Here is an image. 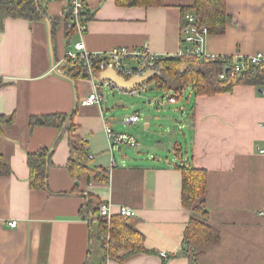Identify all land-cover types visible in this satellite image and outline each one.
<instances>
[{"label":"crops","instance_id":"obj_1","mask_svg":"<svg viewBox=\"0 0 264 264\" xmlns=\"http://www.w3.org/2000/svg\"><path fill=\"white\" fill-rule=\"evenodd\" d=\"M192 2L124 7L115 0H85V32L70 35L69 0L42 1L48 15L59 21L54 29L48 18H12L0 7V113L16 115L15 124L4 126L0 135L1 153L11 167V174L0 176V264H264V89L237 85L212 96L194 93L185 124L175 130L185 126L191 134L186 138L184 133L189 146L184 153L171 125L149 130L151 115L144 119L146 140L138 138V131H125L121 125H131L123 122L128 115L109 118L106 112L120 103L111 106L101 90V103L84 106L94 84L86 78L74 82L62 72L66 52L79 41L91 52L127 46L147 47L162 56L178 53L183 46L181 7ZM226 9L230 20L225 33H209L204 52L264 54V0H226ZM155 102L167 103L163 98ZM187 110L182 109V116ZM74 111L77 133L87 141V154L93 156L89 165L99 178L71 176L63 130L29 129L30 116ZM107 125L134 136L139 147L113 144ZM53 146L49 190L31 189L27 154ZM183 164L207 170V220L220 232L217 243L194 250L202 252L197 259L183 250L191 216L182 203ZM88 195L101 202L91 221L79 216ZM101 205H109L111 218L121 207L133 213L128 220L144 237V251L122 262L104 259L97 238Z\"/></svg>","mask_w":264,"mask_h":264},{"label":"trees","instance_id":"obj_2","mask_svg":"<svg viewBox=\"0 0 264 264\" xmlns=\"http://www.w3.org/2000/svg\"><path fill=\"white\" fill-rule=\"evenodd\" d=\"M43 0H0L4 14L12 18H24L29 21L50 19L52 27L58 24V19L51 18L47 9L42 6ZM116 4L124 7H152L162 5V0H115ZM182 9V28L188 26L186 14L194 11L197 25L206 26L210 34H223L226 31L230 16L227 14L226 0H193ZM69 11V6H68ZM68 13L66 16V20ZM86 20V19H85ZM75 30H70L69 35ZM223 57V58H222ZM234 56L219 55L215 60L198 58L195 55L164 56L156 63L158 76L155 84L166 91H173L174 96H181L187 88L195 95L212 96L218 93L232 92L237 85H253L264 89V61L258 65L248 63L245 70L236 72L229 69L225 78L219 74L226 65L232 66ZM182 64H185L184 66ZM63 74L76 82L84 69L79 64L67 63L63 66ZM4 85L0 81V86ZM76 111L71 114L55 113L29 117V129L36 126L56 127L68 134L70 156L67 167L71 176L77 180L83 177L99 178L89 165L87 141L77 133L78 125L74 122ZM16 122L15 113L7 115L0 113V135L4 126ZM52 148H41L27 154L29 167V185L31 189L49 190L48 169L53 154ZM182 172V203L191 211V216L184 234L183 250L190 257L199 258L202 252L195 253L196 248H204L220 240V232L208 223L206 194L208 190L207 170L190 165H181ZM11 174L0 150V176ZM104 179V177H102ZM77 186V184H76ZM76 191V188L73 192ZM87 203L79 210V216L91 221L96 217L101 202L95 195L87 196ZM129 216L121 213L113 215L110 221L99 217L98 240L104 250V259H117L122 262L125 257L139 251H144V237L134 230L128 220Z\"/></svg>","mask_w":264,"mask_h":264},{"label":"built area","instance_id":"obj_3","mask_svg":"<svg viewBox=\"0 0 264 264\" xmlns=\"http://www.w3.org/2000/svg\"><path fill=\"white\" fill-rule=\"evenodd\" d=\"M69 11H68V21L67 26L70 30H76L80 34H84L86 29V23L83 20V11L86 6L85 0H69ZM186 19L188 21V26L182 29L183 36L182 42L183 46L181 50L171 55L173 57L180 58L182 56L195 55L198 58H204L207 60H215L218 56L206 54L203 50V43L205 37L209 34L208 28L204 25H197V20L195 15L191 13L186 14ZM162 55L152 52L147 47H127V46H115L111 49L105 51L91 52L85 47L83 41H79L74 45L72 50H68L65 55V62L72 64H79L84 72L79 78H86L90 80L95 89L91 92L83 101L84 106H89L93 104H99L102 101V94L99 92L104 86L114 88L115 85L110 80H100V73L107 68L114 69L117 73L124 76L126 79L132 76H140L147 73L149 70H155L156 63L160 60ZM223 58V57H222ZM128 61H136L135 66H129L126 63ZM264 61V54L257 52L250 56H245L237 53L234 55V62L232 66L226 65L223 71L219 74L221 78H225L228 74L229 69L233 68L236 72L245 70L248 63L255 65L260 64ZM59 65V64H58ZM55 65V68H58ZM183 66L185 64H182ZM154 77L153 80H155ZM147 85V84H146ZM146 85L135 87L131 90H126L130 94H134L136 90L145 88ZM177 96H171L169 102H175ZM140 120V116L135 113L132 115L125 116L123 122L126 124H134ZM105 131L108 138L113 144H123L133 148L139 147L138 140L127 133L115 132L110 126H105ZM264 153V149L260 150ZM93 156L90 155L89 158ZM120 213L124 216H131L133 213L126 207H121ZM100 215L102 217H107L108 220L111 219L110 207L109 205H101ZM16 221L9 222L11 227L16 226ZM166 257L165 253H162Z\"/></svg>","mask_w":264,"mask_h":264},{"label":"rangeland","instance_id":"obj_4","mask_svg":"<svg viewBox=\"0 0 264 264\" xmlns=\"http://www.w3.org/2000/svg\"><path fill=\"white\" fill-rule=\"evenodd\" d=\"M126 64L129 66H135L136 61H128ZM100 90L103 92L104 96L109 99L111 106L114 105L115 101L120 103L118 108L113 107V112L110 110L106 112L109 118L112 115L121 119L123 116L132 115L133 113H137L140 118H142V120L137 124L121 125L125 131L129 132L130 129H132L133 133L138 131L140 133L137 135L138 138L146 140L147 137L145 135L149 132V130H152L155 126L160 128V126L169 124L171 125L170 132L178 137L181 146L184 147L183 152H186L189 146L185 143L184 133L186 134V138L190 137L191 134L185 126L181 128L182 131H179V133H176L175 130H177L180 125L185 124L184 121L187 120V113L190 111V107L193 108L195 95L190 88L186 89L183 95L177 96L175 102H169L168 100V97L173 95V93L171 91H165L157 86L155 84V80L147 83L145 88L139 90L137 89L134 94L124 92L117 88L111 89L108 86H104V88H101ZM156 98H163L165 102H167L166 105L160 106V103L155 102ZM182 109H188L185 111V117L184 115L182 116ZM147 115H151V127L149 130H146L144 127V119ZM124 146L127 147L126 145Z\"/></svg>","mask_w":264,"mask_h":264},{"label":"water","instance_id":"obj_5","mask_svg":"<svg viewBox=\"0 0 264 264\" xmlns=\"http://www.w3.org/2000/svg\"><path fill=\"white\" fill-rule=\"evenodd\" d=\"M158 74L159 73L155 70H149L144 75L132 76L126 79L124 76L117 73L114 69L107 68L100 73L99 77L102 81L110 80L119 90H131L135 87H140L149 83L154 79V77L158 76ZM145 120L148 121L149 117H146Z\"/></svg>","mask_w":264,"mask_h":264}]
</instances>
